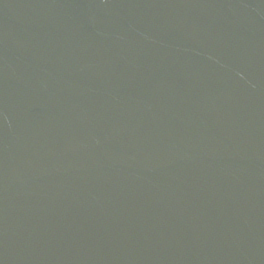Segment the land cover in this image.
<instances>
[{
	"label": "water",
	"instance_id": "water-1",
	"mask_svg": "<svg viewBox=\"0 0 264 264\" xmlns=\"http://www.w3.org/2000/svg\"><path fill=\"white\" fill-rule=\"evenodd\" d=\"M0 264H264V0H0Z\"/></svg>",
	"mask_w": 264,
	"mask_h": 264
}]
</instances>
